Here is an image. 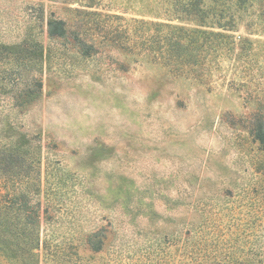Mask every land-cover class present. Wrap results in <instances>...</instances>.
<instances>
[{"label": "rangeland", "instance_id": "rangeland-1", "mask_svg": "<svg viewBox=\"0 0 264 264\" xmlns=\"http://www.w3.org/2000/svg\"><path fill=\"white\" fill-rule=\"evenodd\" d=\"M256 115L264 0H0V264H264Z\"/></svg>", "mask_w": 264, "mask_h": 264}, {"label": "trees", "instance_id": "trees-1", "mask_svg": "<svg viewBox=\"0 0 264 264\" xmlns=\"http://www.w3.org/2000/svg\"><path fill=\"white\" fill-rule=\"evenodd\" d=\"M52 24L53 23H49V27H50L49 34L61 35L63 32V29L61 28L59 33H55L54 28L52 27ZM180 45L181 44H179V48L182 49L183 47L181 48ZM251 134L253 138L261 145V147L264 148V117H261L260 115L255 116L254 124L252 125V128H251ZM37 246L38 245L36 243V248Z\"/></svg>", "mask_w": 264, "mask_h": 264}]
</instances>
